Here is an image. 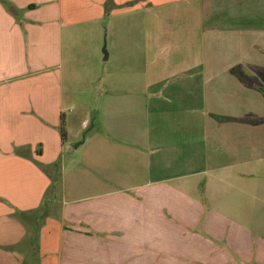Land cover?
I'll use <instances>...</instances> for the list:
<instances>
[{
	"label": "crops",
	"instance_id": "obj_1",
	"mask_svg": "<svg viewBox=\"0 0 264 264\" xmlns=\"http://www.w3.org/2000/svg\"><path fill=\"white\" fill-rule=\"evenodd\" d=\"M0 264H264V0H0Z\"/></svg>",
	"mask_w": 264,
	"mask_h": 264
},
{
	"label": "water",
	"instance_id": "obj_2",
	"mask_svg": "<svg viewBox=\"0 0 264 264\" xmlns=\"http://www.w3.org/2000/svg\"><path fill=\"white\" fill-rule=\"evenodd\" d=\"M86 135H87V133H85V134L83 135V138H82V141H81V142H79V143H77V144H75V145L73 146L74 149H77L80 145L84 144L85 139H86Z\"/></svg>",
	"mask_w": 264,
	"mask_h": 264
},
{
	"label": "rangeland",
	"instance_id": "obj_3",
	"mask_svg": "<svg viewBox=\"0 0 264 264\" xmlns=\"http://www.w3.org/2000/svg\"><path fill=\"white\" fill-rule=\"evenodd\" d=\"M92 120H93V119H92ZM92 123H93V121L91 122V126H92ZM85 132H86V131H84V133H82V137H81V138H83V135L85 134ZM81 141H82V139H81ZM81 141H80V142H81ZM76 144H77V143H76ZM66 148H67V149L70 148L71 151H72V149H73V148L71 147L70 144H67Z\"/></svg>",
	"mask_w": 264,
	"mask_h": 264
},
{
	"label": "trees",
	"instance_id": "obj_4",
	"mask_svg": "<svg viewBox=\"0 0 264 264\" xmlns=\"http://www.w3.org/2000/svg\"><path fill=\"white\" fill-rule=\"evenodd\" d=\"M61 133H62V137L65 138L66 133H65L63 125H61Z\"/></svg>",
	"mask_w": 264,
	"mask_h": 264
}]
</instances>
